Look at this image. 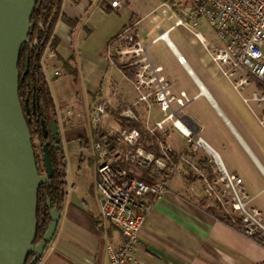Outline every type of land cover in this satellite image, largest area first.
I'll return each instance as SVG.
<instances>
[{"label": "crops", "instance_id": "crops-1", "mask_svg": "<svg viewBox=\"0 0 264 264\" xmlns=\"http://www.w3.org/2000/svg\"><path fill=\"white\" fill-rule=\"evenodd\" d=\"M111 1L64 0L62 15L71 23L62 17L58 20L54 34L59 43L53 56L42 59L66 155L68 188L55 237L37 264H108V243L121 239L114 228L100 238L85 215L99 219L96 164L89 151L94 106L109 100L115 107L119 101L132 103L138 98L132 79L112 53L114 41L128 27L139 34L152 65L162 67L159 75L169 82L172 93L184 91L190 98L184 106L173 104L176 115L219 155L228 172L242 179L252 205L264 216V126L258 119L264 114V102L252 98L254 93H264V82L247 76V83L235 88L234 82L246 73L236 70L231 79L225 75L227 66L214 59L223 42L212 27L205 33L196 29L202 17L187 26L176 25L177 15L168 28L158 30L142 23L132 0H121V9L112 7ZM177 28L175 41L170 33ZM161 31H168V41H154ZM179 55L186 64L179 62ZM72 56L78 78L63 66L62 60ZM136 111L149 123L165 116L158 103L148 107L140 102ZM113 114L101 124L103 129L120 128ZM166 124L170 130L166 140L176 153H184L186 137L171 120ZM198 151L209 158L204 149ZM183 163L154 202L142 229L138 253L145 263L264 264V243L199 205L198 199L207 195L200 183L188 180ZM221 204L226 209L229 205L228 201Z\"/></svg>", "mask_w": 264, "mask_h": 264}, {"label": "built area", "instance_id": "built-area-1", "mask_svg": "<svg viewBox=\"0 0 264 264\" xmlns=\"http://www.w3.org/2000/svg\"><path fill=\"white\" fill-rule=\"evenodd\" d=\"M177 4L181 10L176 25L193 26L203 17L223 42V46L215 50L214 59L227 66L226 76L233 78L236 70L246 73V77L234 82L235 88L247 83L250 75L264 82V0H179ZM111 6L121 9V0H112ZM129 30L120 34L122 48L118 52L127 58L126 67H139L132 79L138 92L137 101H119L113 107L109 100H102L94 106L91 117L92 132H96V136L92 138L89 151L96 164L99 225L105 231L114 228L121 234L119 242L107 245L108 264H146L138 253L144 240L142 229L154 202L165 193L171 177L183 162L199 177L197 182L203 193L220 203L228 201L240 218L238 229L245 236L264 243V216L252 205L253 198L245 192L242 179L228 172L219 155L176 115L173 104L184 106L190 98L184 91L179 95L172 93L169 82L159 75L162 67L152 65L139 34ZM159 38L168 41V31H161L154 41ZM45 55L53 56L54 50L47 49ZM178 60L186 64L184 56L179 55ZM55 74L59 75L60 71ZM252 98L264 102V93H254ZM140 102L148 107L158 103L164 112L163 119L144 123L145 131L165 136L157 144L159 154L144 147L143 132L139 129L101 127L112 111L122 120L140 122L136 111V104ZM70 114L76 119L73 112ZM258 119L264 126V114ZM168 120L184 134L189 150L207 152L209 162L218 173L217 179L210 180L193 158L175 152L166 140L170 134ZM141 172L153 181L142 179L138 176Z\"/></svg>", "mask_w": 264, "mask_h": 264}, {"label": "water", "instance_id": "water-1", "mask_svg": "<svg viewBox=\"0 0 264 264\" xmlns=\"http://www.w3.org/2000/svg\"><path fill=\"white\" fill-rule=\"evenodd\" d=\"M37 2L0 0V264H36L53 241L60 220V211L51 209V222L38 240L39 189L52 176L53 167L46 143L45 173L39 172L20 101L18 69ZM52 133L56 148H61L56 121Z\"/></svg>", "mask_w": 264, "mask_h": 264}, {"label": "trees", "instance_id": "trees-1", "mask_svg": "<svg viewBox=\"0 0 264 264\" xmlns=\"http://www.w3.org/2000/svg\"><path fill=\"white\" fill-rule=\"evenodd\" d=\"M64 0H38L35 11L31 19V25L28 33V39L22 47L19 59V96L24 111V115L32 135V141L36 154V161L39 172L45 173L43 162V146L49 143L48 151L53 167V174L49 180L42 184L39 189L38 197V230L37 238L41 240L51 222L50 211L57 208L59 211L64 207L67 197V160L63 147L56 148L52 133V123L57 122L56 108L50 93L48 82L45 76L42 59L47 49L55 50L59 41L54 34L58 20L62 17L66 22L71 21L62 15V5ZM116 59V58H115ZM117 60V59H116ZM66 72L78 78V69L75 65L74 57L62 60ZM127 76H134L133 68H123ZM137 70V67H136ZM254 77V76H253ZM259 84L263 81L254 77ZM113 117L120 127L127 129H139L143 132V145L147 150L156 151L159 140L165 139V136L159 132L149 133L145 131L144 121L132 122L122 120L114 112ZM96 132L93 133V137ZM89 141V140H87ZM88 144V143H87ZM84 143V145H87ZM199 150V149H198ZM198 150H186L182 155L198 157L197 165L208 174L210 180H215L218 173L214 172L213 165L207 157H204ZM184 171L188 180L195 182L199 178L192 170L189 164L183 163ZM137 174V173H136ZM142 179L152 182L146 173H138ZM50 201V205L48 204ZM202 207L213 211L220 219L239 228L240 218L233 210L226 211L224 206L216 199L208 196H202L197 201ZM72 207L70 206L69 209ZM71 213V212H70ZM90 217L93 224V232L100 238L105 234V230L100 227L99 219ZM29 256V261L33 258ZM38 263V262H37ZM36 263V264H37Z\"/></svg>", "mask_w": 264, "mask_h": 264}, {"label": "rangeland", "instance_id": "rangeland-1", "mask_svg": "<svg viewBox=\"0 0 264 264\" xmlns=\"http://www.w3.org/2000/svg\"><path fill=\"white\" fill-rule=\"evenodd\" d=\"M134 2H135L136 14L138 15L139 18H142V23L150 25L153 29L160 30L162 28L163 29L168 28L169 25L174 22L177 15L178 16L180 15L181 6L177 4L179 0H169V1H164V0H136L135 1V0H132V3ZM200 21L202 25L199 24L196 28L197 30L202 31L203 33H205L206 31H211L212 28L211 26H209L205 18L202 17ZM126 29H130L129 32L131 31L134 32V30L129 27ZM126 29L122 31V34L125 32ZM178 33H179V28L171 31L170 33L171 38H173L176 41V36ZM121 35H119L116 41H114L113 46H112V51L119 65L122 68H129V67H126L127 58H124L123 55L121 56L118 52L122 48V47L120 48L122 44ZM123 58L124 60L121 61ZM133 70H134V75H135L136 66L133 67ZM133 78L134 76L131 79ZM226 207H227V209L225 208L226 210H230V205H226Z\"/></svg>", "mask_w": 264, "mask_h": 264}]
</instances>
